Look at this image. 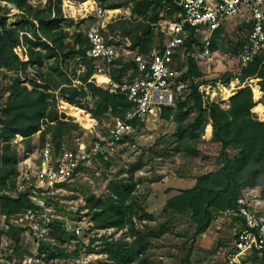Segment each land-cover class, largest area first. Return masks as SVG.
<instances>
[{"label":"rangeland","instance_id":"rangeland-1","mask_svg":"<svg viewBox=\"0 0 264 264\" xmlns=\"http://www.w3.org/2000/svg\"><path fill=\"white\" fill-rule=\"evenodd\" d=\"M137 1L139 0H99L101 7L111 16L106 19L108 20L106 25L119 20H126L132 24L142 22L148 26L152 34L151 48L156 47L166 38L168 23L174 19L175 12L166 6L159 11L155 19L150 18L151 11L145 19L138 18L131 14V8ZM27 3L37 10H43L46 15L50 14L52 18L55 14L59 15V22L53 30V34L60 38L58 44L61 49L57 50L56 58L65 77L71 80L75 87L85 88L82 80L89 71L88 62L82 56L71 52L80 49V46L75 44L76 37L80 34L82 38L88 26L94 21L91 12L85 13L83 10H87L85 7L87 4L90 5L89 9H92L91 0H27ZM109 11L117 12L111 14ZM0 15L8 27H15L19 21L24 20V14L9 1L0 0ZM29 32H32V28ZM119 34L120 31L112 32L108 28L103 36L106 40L115 36V39L122 40L121 43L129 44L128 39L121 38ZM246 34L247 29L242 20L239 17L231 19L220 29L215 40L213 60L197 64L202 75L195 81L199 83L203 96L208 97V101H218L223 108L229 107V98L245 85L251 88L254 101L264 102V88L258 85V79L248 78L241 84L237 78L243 66L228 56V52L235 50ZM199 42L202 43V39H199ZM200 45L199 43V47ZM64 56H67L65 60ZM54 62L48 60L40 68H27L24 72H19L18 77L28 89L32 88L33 83L53 87L57 83H64V79L49 69L50 64ZM119 68L114 67L115 75L118 74ZM135 75V70L128 67L123 79L130 80ZM15 76L13 72L0 70V109L5 103L10 82ZM91 76L92 73L88 80L92 82ZM232 83H235L233 87ZM253 89L258 91V98L254 97ZM84 90L85 95L78 99V106L62 103L58 91H53L55 98L51 100L56 104L58 115H63L65 121L78 125V128L62 136L61 151L88 148L96 137L107 134L117 116L109 112H96L99 116V121H96L90 113L79 108L85 105L94 110L97 106L89 90ZM188 90L185 91V95L183 94L184 99ZM223 90L230 91L228 99H223ZM182 102V109L175 115L144 119L134 128L132 134L123 139L114 152L97 156L89 165L82 166L72 180L52 194L49 200L52 206L49 212L52 225L40 247V252L45 254L44 264H122L110 261L106 257L101 244L102 238L124 237L131 241V231L128 228L95 229L84 205L90 195L105 199L108 194V183L128 179V171L135 165H139V169L133 174L136 185L133 198L128 201V206L132 207L133 222L137 230L142 232L153 230L157 231L158 235L154 238H145L146 251L130 264H184V257L189 250L190 264H225L239 229L236 218L223 213L217 214L207 230L191 241L194 225L189 213L163 212L166 200L176 195L178 189L191 187L199 176L218 167L219 145L211 139L207 115H200L192 101ZM67 106L72 107L71 112H67ZM73 111L82 113L85 120H92V125L89 123L82 127L75 121L80 119L72 113ZM46 142L51 143L50 135L46 137ZM10 145L17 151L19 170L23 165L25 141L17 137ZM40 149L37 133L31 137L29 153L34 169L39 164ZM227 152L231 158H237L239 155L232 149H228ZM243 197L251 209L264 211L263 185L245 190ZM11 220L8 222L7 219L0 218L2 232L0 264L9 261V252L12 248L16 257L28 256L34 249L33 237L27 226L29 221H19L15 218ZM65 223L70 226H81V233L73 237L70 232L64 230ZM258 262L256 256L250 257L249 264Z\"/></svg>","mask_w":264,"mask_h":264},{"label":"trees","instance_id":"trees-1","mask_svg":"<svg viewBox=\"0 0 264 264\" xmlns=\"http://www.w3.org/2000/svg\"><path fill=\"white\" fill-rule=\"evenodd\" d=\"M1 1H9L24 14V20L19 21L15 27H8L5 19L0 15V70L13 72L16 75L10 82L5 103L0 109V187L2 188L7 184L13 186L18 175V154L10 145L13 139L21 137L25 141L22 157L25 159L30 155L31 137L34 134H39L41 148L46 143V137L50 135L52 151L54 155H59L63 151H61L62 136L78 128L77 124L67 122L63 115H58L56 104L51 100L55 98L53 91H58L62 103L78 106V99L85 95L84 89H88L91 98L95 100L96 109L91 110L85 105L79 108L90 113L96 121H99L96 112H109L117 115L115 118L122 119L132 108L124 96L111 94L88 80L93 73L94 65L86 56L89 48L86 35L82 38L80 34L77 35L75 44L79 45L80 49L71 52L82 56L88 62L89 71L82 80L85 88L79 89L65 77L56 58L57 50L61 49L58 44L60 38L53 34V30L57 27L59 15L55 14L52 18L43 10L33 8L27 0ZM166 6L175 13L179 10L172 0H139L132 6L131 14L145 19L151 11L150 18L155 19L159 11ZM31 28L32 32H29ZM108 28L112 32L120 31L119 36L128 39L129 48L138 53L147 54L151 49L152 34L148 26L142 22L132 24L126 20H119L114 24L106 25L102 32L105 33ZM219 31L220 29L216 30L210 38L211 51H214ZM121 41L115 39V36L109 39V43H121ZM66 58L67 56L63 57L64 60ZM48 60L55 61L50 64L49 69L64 79V83H57L54 87L33 83L32 88L28 89L19 79L18 73L30 67L40 68ZM116 66L120 68L117 75L112 71V78L117 82H121L128 67L134 69L132 63L118 62L114 67ZM201 75L198 65L190 60L184 75V79L188 82L185 91L189 89L186 98H183L184 92L178 98L175 108L163 107L159 114L161 117L175 115L182 109V100L192 101L200 115H207L211 126V139L219 145L218 167L212 172L199 176L191 187L178 189L177 194L168 198L163 207L164 213L168 211L173 214L189 213L194 225L191 241L207 230L217 214L223 213L226 209L236 208L237 200L245 190L264 186V102L254 101L248 85L237 89L229 98L228 108H223L218 101L204 102L198 90L199 83L195 81ZM252 77L258 79V85L264 88V53L257 56L252 63L242 67L237 79L243 84L246 79ZM253 91L254 97L258 98V91L256 89ZM68 107L70 106L66 109ZM78 119L80 120L75 121L82 127L92 121L87 119L86 121L85 116ZM141 122L136 119L131 121V124L136 128ZM228 149L237 151L238 157L231 158ZM137 169L139 165L132 166L126 180L110 181L105 199L90 195L85 200L84 208L91 216L95 229L128 228L131 231V241L124 237L102 238L101 244L106 257L116 263H133L147 249L145 238H154L158 235V232L153 230L148 232L137 230L133 222L132 207L128 206V201L133 198L136 185L133 174ZM35 207L37 205L28 198L26 192L16 197L0 196V213L5 218ZM1 233L0 230V237ZM189 257L190 250L184 257V264H190ZM257 259L258 264H264L263 257Z\"/></svg>","mask_w":264,"mask_h":264},{"label":"built area","instance_id":"built-area-1","mask_svg":"<svg viewBox=\"0 0 264 264\" xmlns=\"http://www.w3.org/2000/svg\"><path fill=\"white\" fill-rule=\"evenodd\" d=\"M172 1L179 10L168 23L166 38L147 54L138 53L127 43H109L104 38L102 31L106 27V19L111 16L101 7L99 0H91L92 9H83L85 13L91 12L94 19L85 32L89 43L86 56L94 65L92 82L111 94L124 96L132 109L124 118H115L107 134L96 137L88 148L63 150L59 155H54L50 143L46 142L40 149V160L35 169L29 155L23 160L14 185L0 187V196L16 197L26 192L37 205L8 218L0 213V218L8 222L12 221L11 218L29 221L27 226L34 241L30 255L16 257L12 248L9 261L5 264H44L45 254L40 252V247L52 225L49 215L52 194L98 155L114 152L123 139L133 133L135 127L131 121L159 116L163 107L175 108L178 98L187 89L188 82L184 75L188 62L191 60L199 64L213 60L209 41L216 30L223 28L233 18L242 20L247 29L246 37L238 48L228 52V56L243 67L264 53V0ZM199 39H202V43ZM118 62L132 63L135 77L115 81L112 71ZM198 90L203 93L199 87ZM202 97L204 102L208 101V97L203 94ZM223 214L235 217L241 224L225 264H249L252 255L264 258V211L251 209L242 195L237 200L236 208L226 209ZM64 230L76 237L82 228L65 223Z\"/></svg>","mask_w":264,"mask_h":264},{"label":"bare ground","instance_id":"bare-ground-1","mask_svg":"<svg viewBox=\"0 0 264 264\" xmlns=\"http://www.w3.org/2000/svg\"><path fill=\"white\" fill-rule=\"evenodd\" d=\"M90 8V5L88 6V9ZM111 14H113V13H115V12H117V11H109ZM235 85V83L233 84V85H231V87H233ZM222 93V92H221ZM231 95V93H230V91H228V90H223V93H222V97H223V99H228L229 98V96ZM226 107V106H225ZM71 110H72V107H68V109H67V112L69 111V112H71ZM76 117H78V118H81V117H83V114L82 113H76L75 111H73L72 112Z\"/></svg>","mask_w":264,"mask_h":264},{"label":"crops","instance_id":"crops-1","mask_svg":"<svg viewBox=\"0 0 264 264\" xmlns=\"http://www.w3.org/2000/svg\"><path fill=\"white\" fill-rule=\"evenodd\" d=\"M88 6H89L88 4L85 5V7L87 8V10H89V9H88ZM231 85H233V83H232ZM209 127L211 128V126H209ZM237 223H239V224H238V227H240V225H241L240 222L238 221Z\"/></svg>","mask_w":264,"mask_h":264},{"label":"water","instance_id":"water-1","mask_svg":"<svg viewBox=\"0 0 264 264\" xmlns=\"http://www.w3.org/2000/svg\"><path fill=\"white\" fill-rule=\"evenodd\" d=\"M234 95V94H233Z\"/></svg>","mask_w":264,"mask_h":264}]
</instances>
